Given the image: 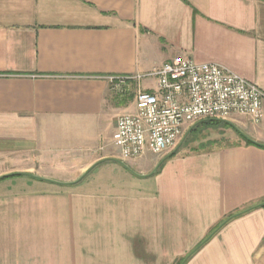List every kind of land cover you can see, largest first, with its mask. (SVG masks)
I'll return each instance as SVG.
<instances>
[{
    "label": "crops",
    "instance_id": "obj_1",
    "mask_svg": "<svg viewBox=\"0 0 264 264\" xmlns=\"http://www.w3.org/2000/svg\"><path fill=\"white\" fill-rule=\"evenodd\" d=\"M177 54L264 91V0H0V264H175L264 198V102L257 123L228 119L249 139L226 132L155 174L152 153L118 161L116 117L156 82L103 76ZM181 264H264V205Z\"/></svg>",
    "mask_w": 264,
    "mask_h": 264
},
{
    "label": "built area",
    "instance_id": "obj_2",
    "mask_svg": "<svg viewBox=\"0 0 264 264\" xmlns=\"http://www.w3.org/2000/svg\"><path fill=\"white\" fill-rule=\"evenodd\" d=\"M116 90L130 80L154 77V89L138 86L135 110L119 114L113 144L122 158L146 151L162 154L175 146L185 127L207 118L263 116L264 91L253 81L213 61L174 55L147 74L103 76ZM120 87V88H119Z\"/></svg>",
    "mask_w": 264,
    "mask_h": 264
},
{
    "label": "rangeland",
    "instance_id": "obj_3",
    "mask_svg": "<svg viewBox=\"0 0 264 264\" xmlns=\"http://www.w3.org/2000/svg\"><path fill=\"white\" fill-rule=\"evenodd\" d=\"M143 80H144V82L146 84H150L151 87L154 86V84H152V83H155L154 82V79H152V78H144ZM187 130H189V128H186V130L183 132V134L181 135V137L179 138V140L177 141V143L175 144V146L178 144V142L180 141V139L182 138V136L187 132ZM244 131H245V129H243V126L238 125V124H235L233 121H230V120H229V124H222L221 122L220 123H213V122L207 121V120L200 121V122H198V123L195 124L194 129H192L189 132L190 134L189 135H186L187 136L186 141H184V142L182 141L183 142V145L181 143V145L179 146V148L174 152V154H172L170 156V158H172L174 156H177L179 154L185 153V152L194 151L196 149L207 148V147H209V144L210 143H206L205 141H207V140L209 141L210 138H214V137H217V136H220L219 141H221L220 142L221 144L222 143H226V142H228V139H226V137H223V136H225V133L226 132H230V133L231 132H234V133H236L237 135H240V136L242 134L244 137H246L247 139H249V136H247ZM202 142H205V143H202ZM112 147H113L114 151L116 152V154H117V156H118V158L120 160H126L125 158H122L120 156L119 148L116 145H112ZM174 147H172L171 149L167 150L166 152H164L162 154H152V156L154 157V160L155 161L161 160ZM143 156L145 158L146 157H149V156H151V153L148 152V151H146L145 154H143ZM128 159H127V163H129ZM125 165H126L125 166L126 169L134 172L135 166H132V165L131 166H128L127 164H125ZM155 173L153 172V174H155ZM153 174H151V175H153Z\"/></svg>",
    "mask_w": 264,
    "mask_h": 264
},
{
    "label": "trees",
    "instance_id": "obj_4",
    "mask_svg": "<svg viewBox=\"0 0 264 264\" xmlns=\"http://www.w3.org/2000/svg\"><path fill=\"white\" fill-rule=\"evenodd\" d=\"M204 121L205 120H207V121H211V122H213V123H222V124H229V122L228 121H224V120H220V119H215V118H207V119H203ZM194 127H195V125L194 126H192L189 130H188V133H187V135H189L190 133V131L192 130V129H194ZM186 138H187V136L185 137V139L183 140V142L184 141H186ZM183 142H182V145H183ZM172 154H174V153H172ZM171 154V155H172ZM170 155V156H171ZM170 156H168V157H166L165 158V160L166 159H168ZM164 160V161H165ZM163 161V162H164ZM162 162V163H163ZM162 163L160 164V166L162 165ZM159 166V167H160ZM3 177H5V176H2V177H0V178H3ZM264 205V198H262V199H260V200H258L257 202H254V203H252V204H249L247 207H245V208H242V209H238V210H235V211H233V212H231V213H229L227 216H225L221 221H219L215 226H213L211 229H210V231L208 232V234L199 242V244L191 251V252H189L185 257H182V258H179L176 262H175V264H181V263H184L185 261H186V259H188L189 258V256L194 252V251H196L204 242H206L209 238H210V235H212V232H214V230L216 229V228H218V227H220V225L222 224V223H225L227 220H229V219H231V218H233V217H236V216H239V215H242V214H244V213H246V212H248V211H250V210H252V209H254V208H257V207H261V206H263Z\"/></svg>",
    "mask_w": 264,
    "mask_h": 264
},
{
    "label": "water",
    "instance_id": "obj_5",
    "mask_svg": "<svg viewBox=\"0 0 264 264\" xmlns=\"http://www.w3.org/2000/svg\"><path fill=\"white\" fill-rule=\"evenodd\" d=\"M215 119H220V118H215ZM220 120H224V121H228V120H225V119H220ZM229 122V121H228ZM188 131L182 136V138L180 139V141L178 142V144L170 151L168 152L161 160L158 161V163L156 164V166L153 168L152 172L153 173L154 171H156V169L158 168V166L161 164V162H163L165 160L166 157L170 156L172 153H174L178 148L179 146L181 145L182 141L184 140L185 136L187 135ZM250 141L254 142V143H257L255 142L254 140H251ZM120 163H122L123 165L124 162L121 161V160H118ZM126 166V165H125ZM93 166H90L83 174H81V176L79 178H77V180L81 179V177L90 169L92 168Z\"/></svg>",
    "mask_w": 264,
    "mask_h": 264
}]
</instances>
